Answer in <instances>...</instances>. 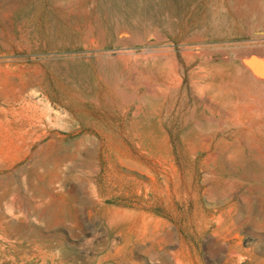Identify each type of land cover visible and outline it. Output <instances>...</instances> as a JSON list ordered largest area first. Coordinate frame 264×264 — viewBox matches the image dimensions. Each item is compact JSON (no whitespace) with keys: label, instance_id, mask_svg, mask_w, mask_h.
<instances>
[{"label":"rangeland","instance_id":"obj_1","mask_svg":"<svg viewBox=\"0 0 264 264\" xmlns=\"http://www.w3.org/2000/svg\"><path fill=\"white\" fill-rule=\"evenodd\" d=\"M263 17L0 0V264H264Z\"/></svg>","mask_w":264,"mask_h":264},{"label":"bare ground","instance_id":"obj_2","mask_svg":"<svg viewBox=\"0 0 264 264\" xmlns=\"http://www.w3.org/2000/svg\"><path fill=\"white\" fill-rule=\"evenodd\" d=\"M264 18V17H263ZM263 20V19H262ZM191 28V27H190ZM195 29V28H194ZM205 29V28H204ZM125 31V30H124ZM256 31V29H255ZM206 32V31H205ZM216 32V31H215ZM217 33V32H216ZM158 36V35H157ZM149 44V43H148ZM251 68V67H250ZM252 69L255 70V71H258V72H263L264 73V64H258V63H255L252 65ZM250 70V69H249ZM251 73H254L253 71ZM256 74V73H255ZM257 75V74H256ZM258 77V76H257Z\"/></svg>","mask_w":264,"mask_h":264}]
</instances>
